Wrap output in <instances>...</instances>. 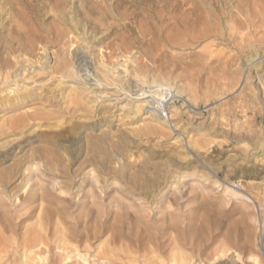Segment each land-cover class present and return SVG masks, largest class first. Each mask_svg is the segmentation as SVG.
Returning <instances> with one entry per match:
<instances>
[{
    "label": "rangeland",
    "instance_id": "rangeland-1",
    "mask_svg": "<svg viewBox=\"0 0 264 264\" xmlns=\"http://www.w3.org/2000/svg\"><path fill=\"white\" fill-rule=\"evenodd\" d=\"M30 69L38 75L21 80ZM153 80L175 95L167 126L145 119L146 108L131 114L140 102L119 90L141 93ZM24 90L30 97L14 102ZM54 147L59 171L41 158L26 186L19 174L0 182V264H160L176 248L190 264H264V0H0V171ZM115 171L163 182L142 192L114 182ZM61 181L72 185L66 202L24 200L40 187L59 195ZM93 193L104 215L119 200L142 219L117 228L108 260L96 252L110 237L84 240ZM40 204L67 213L64 249L53 226L40 232L28 217Z\"/></svg>",
    "mask_w": 264,
    "mask_h": 264
},
{
    "label": "bare ground",
    "instance_id": "bare-ground-1",
    "mask_svg": "<svg viewBox=\"0 0 264 264\" xmlns=\"http://www.w3.org/2000/svg\"><path fill=\"white\" fill-rule=\"evenodd\" d=\"M176 8V6H175ZM86 56V55H85ZM258 56V55H257ZM254 58L253 57H250L248 58L247 61H251L252 59ZM22 61V60H21ZM30 61L28 60H25V63L26 65L23 66L21 72H14V79L16 78H22L23 76V73H26L28 71V69L26 67H28V64ZM40 64V62H38ZM3 64V63H2ZM19 65V64H18ZM30 66H32L31 64H29ZM41 67L39 68L40 70H44L43 67H42V63L40 64ZM44 65V63H43ZM4 66L5 67H9V63L8 62H4ZM76 66V65H75ZM62 69V68H61ZM77 69V68H76ZM32 70L31 73L29 75H31L29 78H28V74H27V77L26 78H23L21 80L23 81H27V80H33V78L35 77V75L38 73H36V71L34 69H30ZM39 71V70H38ZM81 71V70H80ZM82 75H84V77H82L81 79L82 80H88V76L84 73H86V69H83L82 70ZM54 72H58L57 71H54ZM73 72V71H72ZM72 74V73H71ZM91 74V73H89ZM40 75V73H39ZM53 75V74H52ZM90 76V75H89ZM91 77V76H90ZM97 77V76H96ZM98 80V79H97ZM95 81V80H94ZM113 81V80H112ZM19 83V81H17ZM99 82V81H98ZM102 82V81H101ZM109 82V80H108ZM118 82V81H117ZM61 83V82H60ZM93 83V82H92ZM114 83V81H113ZM100 84V83H99ZM110 84V83H109ZM85 85V83H84ZM117 85V84H116ZM92 86V85H90ZM96 86V85H94ZM102 86V85H100ZM99 86V87H100ZM127 87V86H125ZM132 87V86H131ZM120 88V87H119ZM128 90L125 91V88L122 86L119 90H121L123 92V94H126V95H135V99L137 102H140L138 105H135V109L134 111H131V114L132 112H134L135 114H137L139 111L143 110V108H146L145 110V113H146V116H145V119H152L154 122H157L159 125L161 126H167L168 125V118L169 116L167 115V113H165L167 111V104H168V101L170 99H172L173 97H175V95L172 93V87L169 83L165 82V81H155L153 80L151 82V85L150 87H148L147 91L145 90L144 92H141L139 93L138 91L137 92H133L135 91V89L133 88H130L129 85H128ZM136 88V87H135ZM117 89V88H116ZM142 90V89H141ZM125 91V92H124ZM163 91H165L164 93V96H163ZM102 92V91H101ZM133 92V93H132ZM167 92V93H166ZM30 97V93L26 92V90H24L23 94L21 96H17L15 97L14 99V102L16 101L17 103L19 102H23L25 99L29 98ZM132 97V96H131ZM130 97V98H131ZM150 98V99H149ZM152 98V99H151ZM131 100V99H130ZM26 118V117H25ZM24 119H17L15 120L14 122H12V127L13 128H17L19 126H22V125H26L25 122L26 120ZM40 121V120H39ZM41 122V121H40ZM28 124V123H27ZM36 125V124H35ZM33 125V126H35ZM38 127H43L44 125L42 123L40 124H37ZM23 126V127H24ZM46 127H49L48 125ZM32 128V127H31ZM51 128V127H50ZM70 131H73L74 133H77L79 131L78 128H71ZM73 135V134H72ZM37 137V136H36ZM93 137V136H92ZM97 138V137H96ZM95 138V139H96ZM99 138V137H98ZM97 138V139H98ZM123 138V137H122ZM37 140H39L40 142H46V144H49L50 141H46L45 139H43V137L41 136H38L37 137ZM90 140V138H89ZM99 140V139H98ZM87 141V139H86ZM92 141V140H91ZM95 141V140H94ZM97 141V140H96ZM95 141V142H96ZM100 141V140H99ZM89 141H87L86 143L88 144ZM104 142V141H103ZM105 143V142H104ZM42 144V143H41ZM45 144V145H46ZM95 146V143H93ZM99 144V143H98ZM101 144V143H100ZM99 144V145H100ZM97 146L98 147V150H99V147L100 146ZM105 145V144H104ZM49 146V145H48ZM52 146V145H50ZM88 146V145H87ZM89 147V146H88ZM96 147V146H95ZM103 150V146H101ZM87 148V147H86ZM91 148V144H90V147L89 149ZM47 149H45V153H41L43 152V150H41L39 156L37 155V150H33L31 149L30 151H28V153L23 157V160H19L16 161L14 163V165L10 166V167H7L5 168L4 170L2 169V171H0V182L1 180L2 181H9L10 178H12L13 175H20V177L22 178V183H23V186H26L27 183H28V180L26 181L25 179H27V177H25V173L27 172L28 174H31L32 171H37V168H35L37 165L35 164V161L36 160H41V158H44V160L47 162V164H52L50 166V169L55 172V171H59L60 168H61V164L62 162L60 161V158H59V155H58V152L60 149H57L54 147L53 150L49 149L48 151H46ZM91 150V149H90ZM96 150V149H95ZM89 151V150H87ZM92 152L90 153H93V149L91 150ZM100 151V150H99ZM98 151V152H99ZM63 153V152H62ZM89 153V155H90ZM88 154V153H87ZM94 155V153H93ZM92 156V155H91ZM116 156V155H115ZM69 158H65V162L67 161L68 163V166L70 165L71 161H73V159H75V157L72 156V158H70L71 156H68ZM94 158V157H92ZM62 160V159H61ZM93 160V159H91ZM89 161V160H88ZM103 161V160H102ZM113 161V160H112ZM99 162V161H98ZM2 160L0 159V166L2 165ZM66 165V164H65ZM63 166V165H62ZM93 166V165H92ZM66 167V166H65ZM64 167V168H65ZM35 168V169H33ZM67 168V167H66ZM70 168V167H69ZM123 171V170H121ZM73 172V171H72ZM92 173V172H91ZM113 177H114V182L115 180H117V182L121 181V182H125L126 181V184H131L132 186L134 187H137L139 188V190H141L143 192V190H148V188H151V187H155V186H158V185H161V181L162 178L159 176H154V177H149V178H143V177H130L128 179H125V176H124V172H119L117 173V171H115L113 173ZM129 177V176H128ZM127 178V177H126ZM99 179V178H98ZM102 180V179H101ZM96 182L95 183H99L98 180H95ZM165 181V179H164ZM104 182V181H103ZM102 182V183H103ZM58 186V187H57ZM56 186V190L59 191V195H53L51 193H49L50 191L44 189V188H39L37 190L40 191V197L37 198V196L33 193H27L28 195L25 196L24 200H26L27 202H30V203H34L36 201L41 200L43 202H47V203H50V204H55L57 203V201L61 202V201H64L66 202L67 201V195H65V191H67V194L69 196H72V193H68V191H71L72 190V185L69 181H61L57 184ZM136 188V189H137ZM94 192V191H93ZM141 193V192H140ZM151 193V192H150ZM37 194V193H36ZM50 194L52 196H50ZM103 194V193H101ZM100 194V195H101ZM90 197V196H89ZM94 198V193L92 194L91 198ZM99 197V196H97ZM104 197V196H103ZM90 198V199H91ZM92 198V200H94ZM82 199L86 200L88 199V196L86 195H83L82 196ZM89 199V200H90ZM103 201H105L106 199L102 198ZM117 200V199H116ZM95 201V200H94ZM93 201V202H94ZM115 201V200H114ZM119 201V200H117ZM115 201V204H113L114 206L112 207L111 204H108V205H105L106 207L104 208L105 209V215L100 211V206L98 205H101L102 203L100 204H96L97 202L95 201V203H91L90 204V207H89V212L93 213L94 211H96L95 213V220H94V224L93 225H90V228L89 230L87 231V234H86V237H85V242L87 241V243L91 240H95V239H99V237H103V236H106V239L107 237H110V242L108 240H102L100 245L97 247V252L98 253L96 256L97 258L99 257V259H107L109 257L112 258V256L116 253L115 249H112L111 247L109 248V244L112 245V244H116V242L118 241V239L122 236L121 233H120V230H119V233L117 232V228L120 227L121 224H124L126 222H129L131 224V226L133 225L132 221L133 220H136V222L140 221L141 217L139 215V211H133V212H128V208L127 206H125L124 204H121L120 202H117ZM63 203V202H62ZM84 203V202H83ZM82 203V204H83ZM152 204V203H150ZM86 205V204H85ZM103 205V204H102ZM101 205V206H102ZM0 207H1V204H0ZM45 206H42V204H40L39 207H37V209H35L33 212L29 213L28 217L30 218H34V222H36V230L38 231H44L46 228L48 229V226L51 228V226L54 227V230L52 229V231H54L52 234L54 235L55 237V243L57 244L56 247L58 248V250L60 248L64 249L63 247V243L65 244V242H68L69 240V237L67 235V231H66V228L65 227H61V226H64L63 223L66 222V218H67V215L64 216V212L65 210H62V209H59V208H55V209H47V207L43 208ZM115 207V208H114ZM2 208V207H1ZM48 208H50L48 206ZM64 208V207H63ZM66 208V207H65ZM72 208V207H71ZM103 208V207H102ZM101 208V209H102ZM67 210L70 209V208H66ZM87 211V209H85ZM37 211V212H36ZM112 211V212H110ZM36 212V213H35ZM69 212V210H68ZM112 213L113 214V225H107V226H104L106 224H102L100 225L101 223V218H103V220H107L105 218V216H108ZM27 214V213H26ZM67 214V213H66ZM142 216V215H141ZM66 217V218H65ZM143 219H145L143 217ZM81 220L80 217H77L75 222L76 224L79 223V221ZM91 220V219H90ZM142 220V219H141ZM111 222V221H110ZM145 223V222H144ZM84 224V222H83ZM88 222L85 224L87 226ZM127 224V223H126ZM128 225V224H127ZM146 225V224H145ZM130 226V225H129ZM147 226V225H146ZM125 227V226H124ZM128 227H126L127 229ZM134 228V227H132ZM136 228V226H135ZM122 229V228H120ZM131 229V228H130ZM124 230V229H123ZM36 231L34 233V238L36 239V235L39 234V232ZM46 231V230H45ZM74 232V231H73ZM144 232V231H143ZM146 232V231H145ZM69 234V232H68ZM148 235V234H147ZM72 236V234H71ZM81 236V235H80ZM79 237V236H78ZM141 237V236H139ZM33 238V239H34ZM53 238V236H52ZM81 238V237H80ZM34 239V240H35ZM40 239V238H39ZM54 239V238H53ZM52 239V241L54 242V240ZM72 239V238H70ZM137 239V238H136ZM123 240V239H122ZM30 241H33V240H30ZM96 241V240H95ZM119 242V241H118ZM90 243V242H89ZM88 243V244H89ZM38 245L41 244V242H38L37 243ZM68 243L65 244V246L67 245ZM86 244V243H85ZM87 245V244H86ZM85 248V247H84ZM86 248H90V247H86ZM101 250V251H100ZM88 252V250H86ZM72 252V251H71ZM74 252L76 253L74 257L78 256L80 257V259L83 260V262H86V255H80V252L75 249ZM69 254V253H68ZM219 258H222L224 256L227 255V250L226 251H221L219 253ZM71 255H65V256H62V260L65 261V260H72ZM237 257V259H240L239 256L235 255ZM59 258V261L61 260V256H58ZM45 260V259H44ZM168 261L166 263H164V261L160 264H190L187 263L188 261V258L186 257V255L184 253H182L179 249H173V252L172 254H170V257L169 259H167ZM252 261V260H251ZM60 264H62V261L59 262ZM194 263V262H193ZM192 263V264H193ZM253 263L255 264H261L260 261L255 258L253 260Z\"/></svg>",
    "mask_w": 264,
    "mask_h": 264
}]
</instances>
